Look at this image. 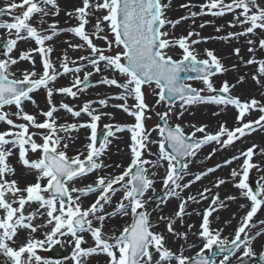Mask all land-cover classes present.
<instances>
[{
    "label": "snow or ice",
    "instance_id": "obj_1",
    "mask_svg": "<svg viewBox=\"0 0 264 264\" xmlns=\"http://www.w3.org/2000/svg\"><path fill=\"white\" fill-rule=\"evenodd\" d=\"M171 7L172 0H80L72 11L64 10L65 16L76 21L68 28H61L59 20L53 19L61 15L60 0H10L0 7V17L11 18L10 22L0 20V30L6 33L0 37V124L7 126L0 131V264H59L39 252L68 242L73 245V264H89L93 257H103V264H217L218 254L222 255L219 264H248L247 258L256 256L253 245L258 238H264V219L254 222V217L264 210V159L253 158H264V148L257 151L259 146L252 144L199 174H193L191 166L207 145H215L206 157L211 159L217 152L243 143L252 133L264 131V100L241 99L233 94L236 84L227 79L219 87L215 84V77L237 66L226 67L213 49H205L206 58H200L195 47L211 39L245 38L250 58L244 61L239 47L233 49V54L246 66H253L251 79L264 88V59L256 56L258 50L264 51V0L182 4L180 7L189 15L176 20L168 16ZM194 7L199 11H192ZM228 14L232 16L228 27L239 31L221 37H201L195 31L175 35L182 20ZM207 23L211 21L201 23L200 28ZM221 30L216 28L217 32ZM61 33H71L79 43L64 41L68 47L57 57V63L52 59L55 47L51 42ZM21 41L34 42L36 47L19 50ZM68 49L81 55L71 58ZM34 54L40 57V72L36 71ZM22 61L28 62L31 69L20 70L18 76L13 69ZM68 74L73 76L69 86L56 87L58 79ZM97 74H101L97 85L120 91L114 96L88 100L78 109L69 103L57 106L53 102L55 95L77 100L94 87L91 80ZM188 81H200L202 87ZM243 81L244 76H240L237 83ZM40 89L46 92L48 109L30 114L25 105H36L32 94ZM146 89L156 97L154 104L147 102ZM130 99L134 101L131 105ZM112 100L123 103L110 104ZM97 104L99 107H94ZM197 105L215 106L218 111L213 115L217 116L233 108L234 126L229 128L224 121L212 131L209 124L189 123L191 131H186L185 125L172 122L174 117L181 120L185 113L192 115L190 109ZM161 106L165 110L156 111ZM109 107L122 110L134 123L104 124V139L97 146L101 120L115 119L112 112L102 111ZM12 108L15 111H10ZM61 110L77 121L82 115L89 119L60 123ZM253 112L260 113L257 119L249 118ZM153 114L159 122L149 129L146 121ZM81 129L89 130L88 143L70 155V146L77 139L73 133ZM125 132L130 134L129 162L126 166L115 164L117 172H107L113 167L105 163L110 145ZM153 133L156 138H152ZM17 153L19 163L34 175L35 182L21 186L20 180L11 178L17 176V169L9 158ZM30 153L38 158L33 159ZM236 161L242 162L231 168L228 179L218 177L197 195H182L196 182ZM161 169L163 191L157 193L155 185ZM253 170L258 175L255 185L250 182ZM93 174L92 183L78 186L79 181ZM186 176L193 178L184 182ZM227 184L238 191L239 199L249 202L239 204L247 210L230 236L223 235L222 227H213L220 220L214 213L227 208L228 201L238 200L233 195L221 199L219 191L213 192ZM89 196L95 198L85 206ZM172 199L178 202L177 207L166 215ZM203 201L210 203L202 212H195L201 219L197 231L192 232L196 225H185V217L193 215L188 208ZM33 204L37 206L35 211L26 215V206ZM117 217L126 218L125 223L119 229L109 228V222ZM161 225L172 241L156 230ZM21 232L26 233V238H21ZM37 232L43 238L37 237ZM190 235L196 236L200 244L189 243ZM66 237L70 241L64 240ZM193 248L198 250L185 255ZM259 259L264 264V252Z\"/></svg>",
    "mask_w": 264,
    "mask_h": 264
},
{
    "label": "rangeland",
    "instance_id": "obj_2",
    "mask_svg": "<svg viewBox=\"0 0 264 264\" xmlns=\"http://www.w3.org/2000/svg\"><path fill=\"white\" fill-rule=\"evenodd\" d=\"M9 2H10V0H9ZM204 2H205V0H172V7H171V10L168 12V16L172 20H176V19H179L180 17L188 16L189 15L188 10L180 7L182 4L200 5ZM79 3H80V0H60V4H61V8H62L61 15L59 17H55L53 19L59 20V26L61 28L72 27L76 24V21L74 19H70L69 17L65 16L64 10L72 11L75 6L79 5ZM5 4L6 3H2V4L0 3V7H4ZM192 11L198 12L199 7L192 8ZM46 19H48V18H46ZM0 20H8L10 22L11 18L5 16V17H0ZM231 20H232L231 14L225 15L223 17H212L210 15L209 16H197L194 18V20L193 19L182 20L181 23L176 26L174 31H175L176 36L187 35V33L189 31H195V32H199L201 37H221V36H226L229 32H234V31L240 30L239 28L233 29V28L228 27V22ZM206 21H211V23H207L205 25V27L200 28V24L204 23ZM48 22H52V20L49 19ZM217 27H220L222 30L220 32H217L216 31ZM3 34L6 35L5 33H3ZM262 38H264V37H262ZM192 39H197V37L193 36ZM253 39H257V38L253 37ZM54 40H56V38ZM53 41L51 43L54 45ZM76 43H79V41L77 40ZM33 45L35 46V44H32V48H34ZM195 47L201 53L200 58H206L203 55L205 49H213V50H215L216 55L221 57V59L223 56H226L225 58H227L229 60V66L227 63L223 62V60H222V62L225 64L226 67H228L229 69H232L233 65L237 66L234 70H230L226 74L220 75V76L214 78V81H215V84L217 87L220 86V84L223 82V80L227 79L230 84H236V87L233 89V94L240 96L241 99H249L250 97H252V95H255L257 100H264V94H263L264 88H262L260 85L256 84V82H254L251 79V76L254 74L253 66H250V65L246 66L243 61L238 59L233 54V49L236 47H239V48H241V55L243 56L244 61H246L247 59L250 58L251 54L247 52L248 45L245 43V38L242 37V38H240L239 41H236V40L225 41L222 39H211V40H208L207 43H201V44L196 45ZM0 48H1V45H0ZM63 49L65 50V49H67V47H64ZM177 51H179V50H177ZM68 53H69V56L71 58H78L79 55H81L80 52H73L71 49H68ZM60 55L61 54H59V56ZM256 56H257V59H260V58L264 59V51L258 50L256 53ZM57 57H58V55L56 54V48H55V51L52 54V59L54 61H56L57 63H59L57 60ZM176 58H179V55H177ZM35 59L36 60L38 59V61H36V71L40 72L42 69H41V64H40L39 58H35ZM22 63L27 65V63H25L23 61H22ZM26 69L30 70L31 66L29 68H26ZM87 70H91V68H89ZM105 74L110 75L109 73H105ZM17 75L18 76L20 75V71L17 73ZM80 75L82 77L83 72L80 73ZM240 76H244V81L242 83H237ZM66 77L69 78V81H67L68 83H65L64 86H69V84L71 83V81L73 79V76L71 74H68L67 76H65V78ZM100 78H101V74H97L95 77H93L92 80L95 82V86L92 88H89L88 91H86L83 95H81L77 100H72L70 97H66V96L55 95L53 97V102L56 104H59L61 102L69 103L70 105H73V106L77 107V109H78L79 107H81L83 105V103L87 102L88 100H95L94 99L95 94L93 93V90L100 87V85L96 84V82ZM191 84L197 88L202 87V84L200 81H196V82H193ZM247 85H249V87H247ZM109 90L111 92L119 91L118 89H115L114 87L109 89ZM146 93H147V102L151 105V100L153 99V97L151 96L150 90L146 89ZM32 95H33L34 100L36 101V105H33L30 102L26 103L25 110L28 111L30 114H32V113L37 114L41 110L46 111L48 109L46 92L43 89H40L39 91L35 92ZM198 106H204V105H197L194 107H198ZM27 107H30V109H28ZM207 108L209 109L208 111L210 112V114L212 112L218 111V109L215 108V106L208 105ZM164 110L165 109L163 106L158 107L156 109V111H164ZM226 111H229V118L223 117V114L221 113L220 114L221 116L220 115H218V116L213 115L211 118H208V117L191 118L190 116H187V117L184 116L181 120H176L174 117L172 122L173 123H181V124L185 125L186 131H191L190 128H187V125L189 123H195L197 125L209 124L210 130L214 131V130H216V128L218 127L220 122L226 121L227 126L229 128H231L234 126V123H235L236 112L231 107H229ZM123 114L125 116H127L125 113H123ZM259 115L260 114L255 112V113H252L249 118L250 119H257L259 117ZM230 116H232V117H230ZM38 119L43 120L44 118L42 116H38ZM65 121L72 123V122L76 121V119H74L73 117L66 114ZM17 122H22V121H17ZM107 123L108 122H105L102 119V121L100 122V125L103 126L104 124H107ZM129 123H132V119H129ZM156 123H158V118L153 114L152 119L146 121V127L150 129V127H152V126L154 127L156 125ZM32 131H36V130L32 129ZM263 137H264V131H257L255 133H252L251 136L244 138L243 143L237 142V145L234 148L226 149V150L221 151V152H217L211 159H206V157L212 151V148L215 147V145L214 144L213 145H207L204 147L205 149L203 148L204 150H202V151L200 150L198 156L196 157V162L191 166V172L193 174H199L201 171H206L208 167H215L217 164H222L226 158H229L233 154H237L241 149H246V148L252 146V144L258 145L259 148L257 149V151H259L260 148H264V138ZM37 140H38V142H40L39 138H37ZM86 143H88V140H86ZM129 143H130V140L128 141V144ZM70 147H72V146H70ZM73 147L70 148V151H69L70 155L75 154L76 150H74ZM153 150L155 151V147L153 148ZM29 155L33 159L38 158L35 154L30 153ZM254 158H255L254 161H260V160L264 159V158L259 157V156H254ZM128 162H129V158L127 159V161H125L123 163V165L126 166L128 164ZM241 162L242 161H236L230 166L222 167V168L218 169L217 172L210 174L209 176L205 177L202 181H199V182H196L195 184H193L192 187L188 190H185V192L182 195H184L185 197L187 195H197L204 187H211L212 183L218 177L228 179L229 175H230L231 168L238 167ZM262 166H264V165H262ZM117 171H119V170L116 169L115 172H117ZM162 171H163V169H162ZM223 173H227V175L225 176V175H223ZM163 174L164 173L161 172L158 176V179L160 178V176H163ZM94 178H95V174H93L90 178H87V180L81 181V184H82L81 186L92 183ZM192 178H193V176H186L184 182H187L188 180H190ZM257 179H258V175L255 172V170H253V172L250 175V182L255 183V181ZM159 181H160V179H159ZM20 182H21V186H24L26 183H33L34 180L33 179L28 180V181L22 180ZM160 186H162L161 183L157 182L155 185L157 192H162ZM216 191H219L221 199H224L228 195H233V196L238 197L237 201H228L227 202L228 203L227 208L221 209L218 213H214V215H219L220 218L222 217L225 220L222 224L215 223L213 225V227H222L223 229L228 227L226 236H229V231H231V233H234V231L237 227V221L241 218V216H243V214L247 210V209H241L239 207V204H246L247 205V204H249V202L244 200V199H239L238 191L236 189H234L231 184L222 185L220 187V189H218V190L213 189V192H216ZM94 198L95 197L92 196L90 199L85 200V206H87L88 203H90L92 200H94ZM209 203H210V201H203L200 204H191L189 206L188 210L193 212V215L191 217H185V225H187L189 223L196 225V227H194L192 229V230L196 231L198 228L197 226L200 222L201 217L195 215V212L196 211L202 212L205 208L208 207ZM177 204H178V202L175 199H172L171 201H169V204H168L164 214L167 215V214H170L172 211H174L177 207ZM169 206H170V208H169ZM36 207L37 206L35 204L31 205L30 208H31L32 212L35 211ZM149 207H154V205H149ZM168 208H169V210H168ZM110 211H111V209H110ZM233 214H235V218H233ZM153 219H155V214L153 216ZM259 219H264V210H262L261 213L259 215H257V217H254V222H256ZM225 221H231V223L226 224ZM36 222H40V221H36ZM123 222L125 223V220ZM113 223H115V222H112L109 224H113ZM123 224H120L117 229H119ZM111 228L116 229L115 224L112 225ZM156 230L164 232L165 236L168 237L169 241L173 240V238L171 236H169V234L166 232L164 225H161L160 228H158ZM256 230H258V229H256ZM256 230H254V231H256ZM106 231H107V228H106ZM36 236L39 238H43L41 236L40 232H37ZM24 238H26V237H24ZM85 238L88 240L89 245L93 244V241L91 240L90 236L85 234ZM64 240L70 241V238L66 237V238H64ZM254 246H255L254 251L256 252V256H257L259 254V251L264 249V238H260V240L257 243H254L253 247ZM62 248L66 251V256L63 260L58 261L59 264H73V262L70 259L71 253L73 250V245L70 242L63 243ZM196 250H198V248L189 249L185 252V255H193ZM47 251H40L39 254L42 257L51 260ZM2 259L3 258L0 257V260H2ZM89 264H93V263L90 262Z\"/></svg>",
    "mask_w": 264,
    "mask_h": 264
},
{
    "label": "bare ground",
    "instance_id": "obj_3",
    "mask_svg": "<svg viewBox=\"0 0 264 264\" xmlns=\"http://www.w3.org/2000/svg\"><path fill=\"white\" fill-rule=\"evenodd\" d=\"M0 3H9V0H0ZM5 4V5H6ZM35 22V21H34ZM51 23V22H48ZM44 27H47V25H44ZM4 30H0V37L4 36ZM6 34V33H5ZM78 39L73 37L71 33H61L56 40H54V47L56 48V54L59 56V54L62 55L63 51H64V47H68L66 43H64V41H72L73 43H76ZM32 44H35L34 42H25V41H21L18 45V49L22 50V51H27L28 49L32 48ZM34 46V45H33ZM36 46H34L35 48ZM15 54V53H14ZM35 58L38 57L37 54H34ZM224 55V54H223ZM226 56L222 57L223 62L227 63L229 66V60L227 58H225ZM261 59V58H260ZM37 61V60H36ZM26 69L29 68V66H26L24 63H20L18 66H16V68H14L13 70L16 71L17 73L22 70V69ZM69 78H65V77H60L58 79V81L56 82L55 86L56 87H60V86H64L65 83H68ZM110 88H107L106 86H102L100 85L99 88H96L93 90V93L96 95H94V99L95 100H99L100 98H104L105 96H114L116 95L119 91L117 92H111L109 90ZM151 96L153 97V99L151 100V104H154L156 97L154 95L151 94ZM134 101H132L131 99L128 101L129 105L133 104ZM112 103H123V101H117V100H112L110 101V104ZM60 104V103H59ZM59 104H57V106H59ZM26 107V106H25ZM94 107H99V105H94ZM208 107V106H207ZM206 106H198V107H192L190 109V111L193 113L192 115H189L188 113H185V117L190 116L191 118H202V117H208L211 118L213 116V112L210 114V112L208 111L209 109ZM28 109H30V107H27ZM10 111H15L14 108L10 109ZM102 111H108V112H112L115 116V119L112 121H119L118 123L120 124H130L129 118L125 117L123 115V111L116 109V108H112L109 107L108 109H102ZM33 114V113H32ZM66 114L63 110H61V112L58 114L60 117L59 122L60 123H65V118H66ZM223 117L225 118H229V111H225L222 112ZM221 116V115H220ZM232 117V116H230ZM15 119V118H14ZM89 118L86 115H82L81 118H79V121H74V122H83V121H87ZM104 121H110V118L108 117H104L103 118ZM65 121V122H64ZM67 123H71V122H67ZM115 123V122H114ZM6 125L4 124H0V131L5 130L6 129ZM77 137L76 139V143L75 145H73L72 147L74 148V150L83 149V146L86 145V137L88 136V133H86V130L81 129L79 131V133L73 134ZM120 136L119 140H114L113 143L110 145V152L109 155L105 158V163L106 164H110L113 165V167L110 168V170L112 169H116L114 166L117 163L123 164L127 159H128V141H129V136L126 133H121L118 134ZM152 138H156V133H153ZM154 148V146H153ZM153 150V149H152ZM156 150V149H155ZM154 151V150H153ZM10 159V163L12 164L13 167H15L17 169V176L16 177H11V178H15L18 179L20 181H24V180H31L33 179L35 181V177L32 173H30L27 169H25L18 161V153L14 154L12 157L9 158ZM110 172V171H109ZM223 175H227V173H223ZM170 207V206H169ZM169 210V208H168ZM119 217L113 219L115 220L114 222L119 221ZM196 232V231H195ZM21 238L24 239V237H26V233L25 232H21L20 233ZM200 240L196 237V236H191L189 237V242H193L194 244H196L197 242H199ZM93 263V264H103V260L101 258H89V263Z\"/></svg>",
    "mask_w": 264,
    "mask_h": 264
},
{
    "label": "water",
    "instance_id": "obj_4",
    "mask_svg": "<svg viewBox=\"0 0 264 264\" xmlns=\"http://www.w3.org/2000/svg\"><path fill=\"white\" fill-rule=\"evenodd\" d=\"M185 75H187V74H185ZM59 256H60V255H59ZM59 256H58V257H59Z\"/></svg>",
    "mask_w": 264,
    "mask_h": 264
}]
</instances>
